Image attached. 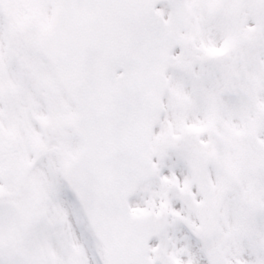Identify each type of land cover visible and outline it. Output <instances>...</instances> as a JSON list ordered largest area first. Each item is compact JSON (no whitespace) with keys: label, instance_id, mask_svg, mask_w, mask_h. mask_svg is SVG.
Here are the masks:
<instances>
[{"label":"snow or ice","instance_id":"obj_1","mask_svg":"<svg viewBox=\"0 0 264 264\" xmlns=\"http://www.w3.org/2000/svg\"><path fill=\"white\" fill-rule=\"evenodd\" d=\"M0 264H264V0H0Z\"/></svg>","mask_w":264,"mask_h":264}]
</instances>
